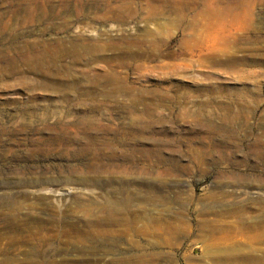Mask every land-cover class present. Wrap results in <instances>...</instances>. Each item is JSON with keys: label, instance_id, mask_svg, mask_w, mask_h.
I'll return each instance as SVG.
<instances>
[{"label": "rangeland", "instance_id": "1", "mask_svg": "<svg viewBox=\"0 0 264 264\" xmlns=\"http://www.w3.org/2000/svg\"><path fill=\"white\" fill-rule=\"evenodd\" d=\"M4 180L94 226L44 264H264V0H0Z\"/></svg>", "mask_w": 264, "mask_h": 264}, {"label": "bare ground", "instance_id": "2", "mask_svg": "<svg viewBox=\"0 0 264 264\" xmlns=\"http://www.w3.org/2000/svg\"><path fill=\"white\" fill-rule=\"evenodd\" d=\"M103 1L132 3L134 0ZM144 1L154 3L158 0ZM122 169L126 170L125 167ZM31 176L33 178H23L17 180L15 184L18 187H38L40 190L45 191L47 189L44 186L68 181L60 182L51 179L48 175L35 172H32ZM11 188H14V182L0 181V190L6 189L4 192L7 193L6 197H1L2 192H0V264H44L50 262L48 259L50 257L45 252L46 246L59 243H79L93 237V225L80 226L58 220L55 216L57 209L49 203L45 195L38 196L39 206L41 211L50 214L49 218H43L34 212L32 206L27 204L28 195L24 191L13 193ZM53 192H60V190ZM60 201L62 205L66 203V199H60ZM69 203L72 205L74 201L70 198ZM113 222L117 226H121V232L132 233L133 235L138 233L139 214L136 211L126 218H122L121 214L117 215L114 217ZM101 233H105L103 229ZM113 247L114 244H107V246L102 244L98 247H92L90 250L82 252L89 258L77 262L86 264H140V258L137 254L105 259V256L111 252Z\"/></svg>", "mask_w": 264, "mask_h": 264}]
</instances>
